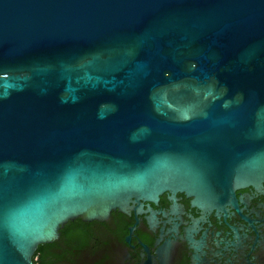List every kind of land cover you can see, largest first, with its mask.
Here are the masks:
<instances>
[{"label":"water","instance_id":"water-1","mask_svg":"<svg viewBox=\"0 0 264 264\" xmlns=\"http://www.w3.org/2000/svg\"><path fill=\"white\" fill-rule=\"evenodd\" d=\"M264 186V0H0V264L66 224Z\"/></svg>","mask_w":264,"mask_h":264},{"label":"flooded vegetation","instance_id":"flooded-vegetation-1","mask_svg":"<svg viewBox=\"0 0 264 264\" xmlns=\"http://www.w3.org/2000/svg\"><path fill=\"white\" fill-rule=\"evenodd\" d=\"M35 264H264V186L242 188L224 210L193 205L165 192L130 214L76 219Z\"/></svg>","mask_w":264,"mask_h":264},{"label":"trees","instance_id":"trees-1","mask_svg":"<svg viewBox=\"0 0 264 264\" xmlns=\"http://www.w3.org/2000/svg\"><path fill=\"white\" fill-rule=\"evenodd\" d=\"M48 247H49V244L41 245L39 247V249H38V255L46 252V250L48 249Z\"/></svg>","mask_w":264,"mask_h":264}]
</instances>
